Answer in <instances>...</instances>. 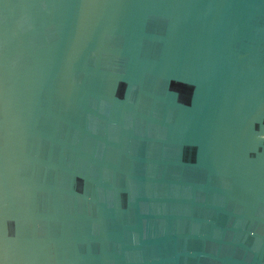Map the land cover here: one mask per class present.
<instances>
[{
    "label": "water",
    "instance_id": "obj_1",
    "mask_svg": "<svg viewBox=\"0 0 264 264\" xmlns=\"http://www.w3.org/2000/svg\"><path fill=\"white\" fill-rule=\"evenodd\" d=\"M0 264H264V0H0Z\"/></svg>",
    "mask_w": 264,
    "mask_h": 264
}]
</instances>
